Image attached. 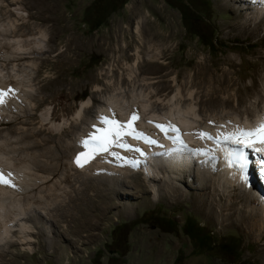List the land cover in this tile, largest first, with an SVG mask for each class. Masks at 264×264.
<instances>
[{
    "label": "rangeland",
    "instance_id": "obj_1",
    "mask_svg": "<svg viewBox=\"0 0 264 264\" xmlns=\"http://www.w3.org/2000/svg\"><path fill=\"white\" fill-rule=\"evenodd\" d=\"M94 1L0 0V70L8 75L20 74L28 90L0 106L4 110L0 118H5L0 120V141L15 162L25 156L28 161L21 164L26 162L38 177L50 174L43 171L44 163L59 165L50 178L40 180L38 188H29L24 194L17 191L10 198L17 204V211L21 206L25 212L34 213L36 198L45 195L44 202L48 205L50 201V208L55 209L47 210L51 231L38 222L46 220L45 214L26 220L35 242L0 247V254H6L0 263L264 264V238L257 239L260 227L247 222L243 228L229 223L222 226L211 222L206 213H198L195 202L201 196L192 176L174 179L185 193L178 202L162 194L165 182L153 180L142 186L131 174L133 169L129 168L127 174L128 170L114 163L102 165L100 169L105 171L94 175L110 178L115 170L122 169L127 182H118L120 187H114L115 177L104 186L101 182H85L82 169L75 165H70L68 182L53 185L56 178L63 177L66 162L74 161L77 152L83 150L63 154L55 146L60 140H68L74 147L78 135L88 132L89 124L81 121L66 132L74 118H84L88 102L89 118L94 119L96 109L106 107L109 98L119 101L128 114L137 107L147 109L166 95L173 97L180 84L181 99L174 101L179 100L183 108L192 105L195 116L191 118L197 116L199 124L208 119L226 124L229 117L243 119L244 108H252L255 103V95L246 89L253 75L258 80L255 91L264 87V17L254 13L259 10L255 7L240 16L238 10L245 9L248 1L127 0L114 11L106 8L104 17H99L103 22L92 29ZM139 10L147 19L140 27ZM172 22L175 35L165 47L173 51H164L158 43L167 64L155 71L150 61L155 52H146L142 39H148L156 27L165 30L168 37V23ZM202 37L213 39L211 50ZM23 50L30 51L25 54ZM159 86L164 90L159 92ZM95 95L105 102L92 101ZM31 131L37 132L29 135ZM46 139L47 143L43 141ZM37 141H42L40 146H29ZM50 147L54 148L52 152ZM44 152L47 154L39 156ZM54 156L58 157L53 160ZM95 160L104 163L100 156ZM197 167L195 172L202 170ZM255 183L259 182L255 179ZM184 224L201 228L216 246L231 243L233 251L224 253L217 247L207 251L194 246L183 231ZM12 236L13 241L21 240L22 233L16 230Z\"/></svg>",
    "mask_w": 264,
    "mask_h": 264
},
{
    "label": "bare ground",
    "instance_id": "obj_2",
    "mask_svg": "<svg viewBox=\"0 0 264 264\" xmlns=\"http://www.w3.org/2000/svg\"><path fill=\"white\" fill-rule=\"evenodd\" d=\"M248 4H247L248 6L244 7L245 9L241 8L238 10L240 16H243V14L245 13V10L252 9L255 7L256 9H259V10L258 11L254 10V13L257 14L258 17L259 16L264 17V0H250L248 1ZM261 5L263 7L258 8V6H261ZM138 15L141 18V20L139 19L140 21L138 23V27H140L141 24L144 25V22L147 19L143 17L144 15L142 14L141 10L138 11ZM168 26H169L168 28L171 29V33L168 37L165 34V30L162 31L160 30L161 29L160 27H156L153 31H151L150 37L148 39H145V37L142 39V42H143L142 44H144L145 51L148 53L155 52L154 55L150 59L154 67L153 70L155 69V71H159L161 68H163V65L167 64L164 61V58L166 57L164 51H173L170 46L165 47V45L168 44L171 38L175 35V30H174L175 24L173 22L168 23ZM5 43H8V41H6ZM158 43L163 45L164 51H162V49L161 51L159 50ZM2 48L3 47H1V49ZM28 51L30 50H23L22 52L27 54ZM18 59L21 60L22 57L20 56L18 57ZM0 72H1L0 73V87H3L6 89L9 86H11L12 88L17 90L16 95H18V93L22 95L23 93L27 94L28 90L24 88L25 83L24 81H21L20 74L16 73L14 75L12 74L8 75L7 73H3V70H0ZM171 72L169 74H171ZM177 82L178 81L176 79L175 84ZM256 84H258V80L253 75L252 83L246 86V89L248 92L255 95L256 101L253 104L252 108L249 106L248 107L246 106L244 108L243 113L246 116L243 119H236L235 117H229L227 118L228 121H232L233 124L244 125L245 127H254L260 121V119L264 117V87H262L261 90L255 91ZM177 85H179L178 92L173 97H169V95H166L162 99L159 98L157 100L158 102L156 101L155 104L149 105L147 109L143 108L142 110H138V107H137L136 110H131L129 111L128 114H125L123 112L119 104V101L113 100L112 98L111 100L108 97L109 100H107L106 102V107L104 106L98 107L95 111L94 119L89 118L87 108L90 107L89 104L91 102L90 103L88 102L86 104V108H85L86 112H85L84 118L82 120H78L74 118L73 119L74 124L71 126V128H68L66 132H69L71 131V129H74L73 127L74 125L76 124L80 125L79 124L80 121L81 123L86 122L87 124H89V129L87 130L90 131V125L96 122V115L100 113L111 115L112 112H115L117 119L121 121H126L130 117L133 111H137L141 119L136 122V126L139 129L143 130L144 132L152 135L154 138L158 139L159 142L162 143L166 149H172L175 147V145L172 143L171 140L165 138L164 134L161 133L155 127V124H150L148 121L151 120V121H156V122H167L171 120L181 129L182 134H184V139L191 147L203 148L206 145L209 147H215V145H213L211 141L205 142L204 140H201L200 138H198L195 133L190 134V131L192 130L196 131L199 129H203L205 131L215 133L217 131V125H221L224 123H222L221 121L219 122V120L217 122L215 121L216 119L215 120L208 119L207 121H203L202 124H199L198 122L195 121V118L197 116L195 118H191V115L195 116L194 114H192L193 106L189 105L184 108L180 106L179 100L181 99L180 92L182 90L180 88V84H177ZM157 90L161 92L164 90V87L159 86ZM98 91L100 90L98 89ZM177 97H180L178 98L179 100L174 101L175 99H177ZM92 101L105 102L102 99V96L100 95H95ZM161 109L162 110L166 109V110L165 111L163 110L162 112ZM1 112H2V109H0V113ZM3 115H4V110L2 112V116ZM1 119H5V118L1 117L0 120ZM197 121H200V120H197ZM209 121H214L215 123L210 124ZM224 125H227L228 129L232 127V125L228 124L227 122ZM36 132L31 131L29 135H34L36 134ZM58 133H59L58 134L59 139H62L61 132H58ZM85 134L86 133L79 134L78 138H76L75 140V144ZM43 141H46L47 143L48 139L43 140ZM129 142L132 144H139L140 147L145 152L149 153L146 168L145 166L142 165L139 169H137L140 172H137L136 169H133L134 172L130 171L131 174H133L136 177L139 184H142V186L143 185L146 186L148 185L147 184L148 182H151L153 180L161 181V182L163 181L165 182V184L162 185L161 187V190H164L163 191L164 193L162 194L164 196H169L170 198L175 200V202H178L180 199L185 197V193L182 187H180V185L177 184L178 182L177 183L174 182V179L183 180V177H186L185 175L192 176L193 177L192 182L196 183L199 188V194L198 193L197 194L198 196H201L200 198H202L200 201H198V199H200L198 198L197 201L195 202L196 205L194 209L198 213H206V216L211 222L220 223L222 224V226L229 223L232 226L235 225V226H239L243 228L244 222H247L249 224H252L254 228L260 227L258 228L259 232L257 234V237H258L257 239L263 240L264 238V199H261V197L264 196V191L262 194L260 191L261 185L259 183H255L256 177H253V178L250 177L251 187H246L243 183H241V181L239 180V174H237L236 179H233L231 173H233L235 169H231L225 166V161L223 159L224 153L222 150H217V156H219L220 159L216 162L215 170H214L213 167L199 162L203 160V157H198V158H192V157L183 158L182 157L181 159L176 160V159H173V157H169V156L152 155L153 152L164 151V149H161L159 147L149 148V146L144 144L143 142L135 141V140H132L131 138H129ZM41 143L42 141L41 142L37 141L33 145H29V146L31 147L40 146ZM222 147L223 146H221V148ZM19 148L21 149V147ZM55 148H58V150L62 152L63 154L64 153L69 154L71 152L75 153L76 151L80 150L79 148L81 147L79 145L71 147V144L68 140H60L59 142H57V145L55 146ZM7 149L9 148H6V146L2 144V141H0V166H2L7 171H10L13 173L15 177V183L18 185V187L12 188L9 186L0 185V192L3 194V197H1L2 200L0 199V228H1V225L3 226L0 231V247H3V249H6L8 246H13V245H18V244H22V245L30 244L31 245V243L35 242V240H33L31 236V234L34 232L32 229V226L27 224L26 220H29V219L35 220L36 218H39L45 214L46 220L41 218V220L38 222H40L41 227L45 228L47 232L48 230L51 231L52 225L47 223L48 220L50 221L51 217H47V216H51L49 212H52L55 209L50 208L53 206L51 205L50 201H48L49 203L48 205L46 204L47 202H44L45 200H43V198H45L44 197L45 195L41 193L39 197L36 198V203H35L36 208L32 210L34 213H31L30 211L25 212L26 209L22 210L23 207L21 206H20V211H17V208H16L17 204L15 203V201H10V198L17 191H18L17 193L24 194L25 192L29 190V188H31V190L34 188H38L37 184L40 183V180L45 181L48 178H50L49 177L50 174L57 172L58 166H59L58 163H51V162H47L46 164L44 163L45 168H42L43 171L46 169L50 174L46 176L42 175L43 177L41 178V177H38L39 175L37 173H34L31 171V166L29 167V165H27L26 162L24 164H21L22 160H25V159L27 160L25 156H22L20 158L21 159L20 161L15 162L13 160V157L8 156L9 154H8ZM53 149L54 148L50 147L49 152H52ZM44 154H47V153L45 152L41 153V155L39 156H44ZM124 154L128 155V153H124ZM57 157L58 156H54L53 160H55ZM100 158L102 159V157ZM100 161L101 160H95V163H93L91 166H85L82 170H80L81 172L83 171L82 172V175L84 178L83 181L101 182V184L104 186L105 182L113 181V177H115L117 181H115L116 179L114 178V183L115 182L117 183L113 184L114 187L119 186L120 183L125 184V182H127L126 181L127 175L125 176L126 173L125 172L123 173L122 169L115 170L117 172L114 173V176L111 173L113 177H110V178L106 177L107 175L103 176L102 174L99 176H95L94 174L98 173L97 169H100L102 165L107 164L106 162L101 163ZM66 165L67 167L65 168L63 172V177L56 178L55 181L53 182L54 186L63 184L64 181H67L68 178L70 177V173L72 170V167L70 168V165L76 166L74 161L66 162ZM196 165L197 166L200 165L201 166L200 169L202 170L200 171L197 170V172H195L194 168L197 167ZM121 168L128 170L127 174L130 173L129 172L130 167L124 166ZM141 172L143 173L145 172L144 174L146 175H144L143 177ZM249 176H250V170H249ZM7 201H9L8 203L9 206H6V208L3 209ZM47 210H49V212ZM31 215L33 216L31 217ZM14 222H17V223L14 224ZM257 225H261V226H257ZM16 230L22 233L21 240L14 239L15 241H13L10 238L12 236L13 231H16ZM262 249L264 250V247ZM4 255L6 254H0L1 262H2V259H4Z\"/></svg>",
    "mask_w": 264,
    "mask_h": 264
},
{
    "label": "snow or ice",
    "instance_id": "obj_3",
    "mask_svg": "<svg viewBox=\"0 0 264 264\" xmlns=\"http://www.w3.org/2000/svg\"><path fill=\"white\" fill-rule=\"evenodd\" d=\"M16 89L0 87V106L7 103L8 99L16 96ZM141 119L137 111H133L126 121L116 118V113L111 115L100 113L96 115V122L90 125V131L82 136L78 145L83 149L77 152L74 163L83 169L90 164L97 156L102 157L106 163H114L120 167H130L139 169L142 165L147 166L149 153L145 152L139 144H132L129 138L141 141L149 148L159 147L164 149L162 152H153L152 155L169 156L179 160L182 157L198 158L203 157L200 163L207 164L215 170V164L220 159L217 150L224 153L223 159L225 166L235 169L231 173L232 178L239 180L246 187H251L249 166L255 164L260 176H264V117L254 127H245L241 124H231L230 129L227 125H217V131L211 133L203 129L196 130V135L205 142L211 141L215 147L205 146L191 147L184 139L181 129L171 120L167 122L148 121L155 124V127L164 134L166 139L175 145L172 149H166L158 139L144 132L136 126V122ZM209 123H215L209 121ZM221 146H223L221 148ZM249 150L256 157L253 161L249 159ZM124 153H128L125 155ZM187 154V155H185ZM98 171H105L100 169ZM0 185L17 188L15 177L12 172L0 166ZM264 199V196L261 197Z\"/></svg>",
    "mask_w": 264,
    "mask_h": 264
},
{
    "label": "trees",
    "instance_id": "obj_4",
    "mask_svg": "<svg viewBox=\"0 0 264 264\" xmlns=\"http://www.w3.org/2000/svg\"><path fill=\"white\" fill-rule=\"evenodd\" d=\"M126 2L127 0H95L94 3L92 4V11L94 14V19L91 22V28L94 29L100 26V24L103 22V19L99 17H104L106 13V8H110V10L114 11L122 7ZM98 3L100 4L98 5ZM182 15L184 18L187 19L183 8H182ZM203 37L201 38L203 43L207 45L208 48L211 50L214 45L213 39L212 38L205 39ZM183 231L192 240L194 246H197L198 248H201L202 250L209 251L213 249L214 247H217L221 252H224V253L233 251V250H230L231 243L229 242L226 244H218L217 246L214 245V242L211 240L210 236L202 234L201 228H199L198 226H195V224H192L191 226H189L188 224H184ZM237 248L238 246L236 245L234 250Z\"/></svg>",
    "mask_w": 264,
    "mask_h": 264
}]
</instances>
